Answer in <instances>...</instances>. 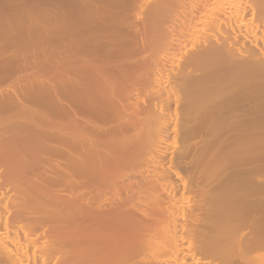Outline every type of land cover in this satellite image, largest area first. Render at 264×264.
Returning <instances> with one entry per match:
<instances>
[{"label": "bare ground", "instance_id": "1", "mask_svg": "<svg viewBox=\"0 0 264 264\" xmlns=\"http://www.w3.org/2000/svg\"><path fill=\"white\" fill-rule=\"evenodd\" d=\"M7 1L6 4V0H0V121L2 119L6 121H3L6 128L3 127L5 126L3 122H0V264H232L234 261L241 264H264V256L256 255L258 251L264 250V234L259 230L262 225L264 226V186L260 187L263 193L258 195L260 192H257V186L249 184L250 181L261 183L260 185L264 182L262 180L264 163L262 162V165H259L260 162L258 165L256 163L257 158L264 156V0H48L50 7L45 0L46 3H42V7L49 8L44 11L40 10L39 6L41 13L36 6L37 9L35 7L30 9L29 0L30 11L20 13V16L17 12L20 10H17L19 6L13 5V8L17 7L14 8L16 15L12 9L14 1ZM35 10H38V15L35 14L36 12L33 13ZM9 13L15 15L16 20L19 18L25 22V27L22 28L26 31L34 26L40 27V24L42 25L47 19L44 23L47 22V27L44 24L42 26H44L43 30L46 29L44 32L46 31L47 35H45H49L45 44H48L51 59L57 58L60 50H63L62 37L68 28L75 26L85 31V52L97 60L105 57L112 66L108 69L105 66L85 69L81 72L84 84L80 85L61 80L53 86H45L42 83L44 87L43 85L39 87L41 84L34 87L29 78H23L22 85L20 86L21 82L18 84L21 87L19 94L15 85L18 80L14 75L13 67L18 53L17 45L20 44L18 50L20 47L27 49L26 45H30L26 43L30 40L29 36L33 38L31 41L35 40L36 36L35 30L32 29L29 30V34L26 32L29 36H25V33L22 35L20 28V32L19 30L14 32V28H18L22 23L17 24L18 21L14 22V18L10 20ZM24 14L44 17L45 20L43 18L38 20L39 22L44 20L38 25L36 17L37 23L33 22L32 18L28 19L30 15ZM26 17L30 20L28 25H26ZM12 21L17 27H14ZM136 22L141 23V31L143 34L146 33L144 41L148 56L144 53L143 56L137 48L136 27L139 23ZM55 25L59 30L55 29ZM173 26L174 30H171L170 27ZM137 28L140 30L139 26ZM95 30L99 32V36L92 38L91 34L94 35ZM102 30L110 31L111 34H100ZM138 38L140 39L141 36ZM61 45L63 47H60ZM142 48L144 49V42ZM134 50L135 57L139 55L142 57L139 56L133 60L134 62L128 61L130 65L124 66L116 61L119 56L122 57L119 61H124L134 54ZM113 76H117L119 83L118 77H124L126 80L129 78V82L126 83L128 86L117 87L118 83L113 84L111 81ZM141 93L145 96L144 98L141 96L140 101L143 100L141 104L130 101V98ZM64 101L70 109L62 106ZM33 105L38 110L29 107ZM71 109L74 116L83 113L85 115L82 119L85 121L83 124L89 127L85 132L82 130L86 136L72 135L81 138L80 140L71 138L74 143L65 140L72 136L68 138L67 135L60 134L63 128L62 120L70 117L68 110ZM16 114L26 120L23 126L24 120L19 118L21 123ZM15 116L20 126L16 121L15 125L9 122L14 121ZM39 117L41 122L43 118L46 121L42 123H47L48 126L41 124L45 129L43 126L35 129L34 123L38 124L36 119L40 123ZM6 118L10 120L7 121ZM27 118L31 120L36 118V121L32 120L34 122L32 124ZM46 119L49 122L50 119L59 121L53 126ZM96 119H99V122L109 119L108 124L111 121L114 126L112 125L113 128L108 126L111 129L102 131L106 126H102L104 129L100 130L98 127L101 126L94 123ZM29 121L34 128L28 126ZM46 128L48 131L43 133L41 130H47ZM133 129H140L139 136L143 140H138L140 141L137 143L138 146L130 145L134 150L131 148L128 150L127 148L130 147L128 145L127 150L122 156L119 155L118 160L132 158L136 153H142V156L146 157L144 163H147L146 166L148 163L149 165L144 166L149 167V171L146 173L143 169L144 173L136 171L140 173L137 175L139 181L136 184L144 183L154 187L158 183L161 186L160 191L163 195L158 191L159 186L154 187L157 190L156 193L153 192L156 195L158 191V196L161 195L162 205L158 203L160 206L156 208L157 210L154 211L156 203L152 202L155 203L154 206L150 203L152 208L154 207V212L145 213L149 208L147 210L145 208L144 211L137 207L142 201H138L137 205L134 202L132 205L134 198L130 202L126 198V202L128 200L131 204L125 201L122 204L120 199L121 204H112V206L107 204L108 207L99 200V205L100 207L103 205V208H99V205L91 208L92 206L84 204L87 201L83 203L74 193L72 194L74 198L70 197V193H67L69 197L65 194L63 198V192L48 191L47 180L51 176L55 178L56 175L53 176L54 174L51 173L57 167L51 163L56 165L59 163L62 167L61 163L69 160L72 165L79 166L81 163H76L81 157L94 155L92 158H97L99 154L95 157L96 152H103L105 149L100 148L102 150L97 151L99 146L111 144L109 136L120 134L118 137H122L125 131L132 130L131 134L136 131ZM51 130L54 132L57 130L55 132L57 137L60 134L62 137L66 136L65 139L54 138L55 136L52 135L54 132ZM45 133L52 137H48ZM86 137L88 140L84 139ZM103 137H108V144H103L107 142L105 139L101 141ZM170 137L172 141L175 140L172 150L173 146H170L172 144H168ZM82 139L86 140L87 144H84ZM78 141H81V144H78ZM99 141L103 143L100 145ZM108 147L111 149L112 146ZM120 148H112L111 152L114 153L112 155L121 154ZM226 151L232 156L225 153ZM125 152L129 157L126 158ZM105 153L107 152L103 154ZM238 153L257 157L251 162L255 161V166L251 164V169L248 167L249 169L246 168L248 171H244L246 169L242 165L248 166L250 161L247 159L248 161L245 162L244 155L242 159L232 162L237 158ZM114 157L117 159L116 156ZM99 158L102 159V156ZM104 159L107 161V157ZM115 159L113 161L116 163L120 162ZM73 160H77L76 163H73ZM86 160L93 163L89 164L90 167L95 163V167L98 165L99 168L101 163L99 160L98 164L97 159V162L95 159H93L95 162L92 161L91 158ZM240 160L244 164L237 165L236 162L241 163ZM109 161L107 163H110ZM84 162L83 168H86L87 161ZM139 163L141 165L142 160ZM67 165L65 166L70 167L71 164ZM74 166L69 168L73 174L78 170ZM67 167H63L64 172L61 168L59 173L65 175ZM238 167L244 170L241 169L243 170L241 172ZM47 168L49 171L53 169L49 179L45 175ZM98 168L95 170L93 168V171H98ZM80 169L78 172L83 173ZM108 169L99 168V173L102 172L100 174L104 175ZM240 173H244L250 180L249 185L242 182L243 186L247 185L250 190L253 188V191L255 188L253 193L256 195L249 193L248 195L252 196L242 199V196L236 193L242 186L238 187L235 183V186H231H234L233 188L230 187V179L233 180ZM197 174L198 180L195 177ZM69 176L68 174L67 177ZM124 177L125 175L122 177L123 181L126 179ZM67 179H71V176ZM61 180L62 184L65 179ZM84 182L91 183L87 180ZM84 182L81 184L83 185ZM67 185L64 187L68 188ZM82 185L81 187L85 186ZM93 187L95 188L94 185ZM151 187L148 188L151 190ZM154 188L149 192L152 193ZM69 189L72 190L71 187ZM118 190H121L120 194L125 192L123 188ZM133 190L135 191L134 188ZM113 191L103 195L107 197L110 192L115 193ZM98 193L93 194L99 197L100 193ZM117 193H115L116 197L120 195ZM125 194L127 195V192ZM139 194L135 193L136 196ZM95 195L91 196L95 197ZM128 195L131 199L134 197L132 194L130 196V192ZM158 196L156 195L155 198ZM102 197L100 195V198ZM112 199L110 198V201H113L110 203L116 202ZM51 213L52 216H55L54 213L58 214V218L54 217L56 221L54 218L51 219ZM61 214H65V217ZM67 218L69 221L66 222ZM168 220L169 223L165 222L169 224L168 226L163 224V221ZM160 224L165 237L156 240L159 235L156 238L155 236L159 233L155 234V230L158 232L157 226ZM253 228L255 233L258 231L257 240L250 239L249 235L252 233L250 230ZM242 239L245 240L244 245H238ZM250 240L254 243L251 242L249 246L250 252L255 253L253 257L250 255L253 260L248 259L244 253V247ZM224 243L226 246L227 243H231L233 249L223 250ZM70 244H73L74 248ZM63 245L65 246L62 252ZM67 245L70 246V250H66ZM143 246L154 253L155 250H160L161 255L158 251L155 256L145 254L148 249L145 247L146 251L141 252ZM56 251L57 253H54ZM52 254L55 257L59 255V259L57 258L54 263L49 261L50 257L51 260L56 259Z\"/></svg>", "mask_w": 264, "mask_h": 264}, {"label": "rangeland", "instance_id": "2", "mask_svg": "<svg viewBox=\"0 0 264 264\" xmlns=\"http://www.w3.org/2000/svg\"><path fill=\"white\" fill-rule=\"evenodd\" d=\"M2 1V0H1ZM5 1V0H4ZM12 1H14V2H12L13 4H12V9H14V8H17L18 6L20 7H18L17 8V10H19V11H17V12H19V14H18V16H20V13L22 14V13H27L28 11H30V9L31 8H33V7H37L38 8V10H39V6H40V10H42L43 9V4L42 3H46V2H48L47 3V5L49 4V1L48 0H46V2H44L45 0H30V2H29V0H12ZM25 1V2H24ZM27 1V2H26ZM33 3H32V2ZM41 1V2H40ZM10 2V1H9ZM30 3V5H29V3ZM8 3V1L6 0V4ZM58 2H56V4H57ZM10 4V3H9ZM24 4H25V6H24ZM27 4V5H26ZM31 4H33L34 6H32ZM38 6H37V5ZM56 4H55V6H56ZM2 5H3V2H2ZM11 5V4H10ZM13 5L14 6H17V7H14L13 8ZM23 5V6H22ZM30 6V9H29V6ZM47 5H45V6H47ZM32 6V7H31ZM49 6V5H48ZM58 6V5H57ZM7 7V6H6ZM21 7H23V8H21ZM26 7H27V9H26ZM35 7V8H36ZM50 7V6H49ZM48 7V8H49ZM4 8H5V6H4ZM8 9L10 8V6H8L7 7ZM36 8V9H37ZM47 8V7H46ZM45 7H44V11H46L45 9H46ZM47 8V9H48ZM25 9V10H24ZM29 9V10H28ZM16 9H14V14H16L17 15V12L15 11ZM24 10V11H23ZM32 10V9H31ZM38 10H35L33 13H35L36 15H38L37 13V11ZM39 10V11H40ZM50 10V9H49ZM11 12V11H10ZM16 12V13H15ZM32 12V11H31ZM13 13V12H12ZM33 13L31 14V15H33ZM39 13H41V11L39 12ZM46 13H48V12H46ZM46 13H44V14H46ZM50 13V12H49ZM43 14V13H42ZM42 14H41V16H42ZM25 15V14H24ZM28 15H30V14H26L25 16H28ZM30 15V16H31ZM15 16V15H14ZM11 13H9V18H10V20H12L11 18H16V17H14ZM24 16V17H25ZM29 16V18L28 17H26V20H27V23H26V25H28L29 24V22L28 21H30V20H28V19H30V18H32V19H34V20H32L33 22L35 21V23H37L36 22V20L38 21H40L41 20V18H43L44 19V17H39V16H35L34 15V17L33 16H31L30 17ZM44 16H46V15H44ZM49 16V15H48ZM35 17H36V20H35ZM38 17V18H37ZM21 18L22 19H24L22 16H21ZM28 18V19H27ZM46 18H48L47 16H46ZM19 20H21V19H15V21L14 22H16V21H18V22H16L17 24H19V22L20 23H22V24H20V25H18V28H14V32H16V31H18L19 30V28H20V30L22 29V35H23V33H25L26 34V32L29 34L30 33V31H34V35L36 36L35 37V40H33V41H31V38H32V36H29V35H25V36H29L30 37V40H29V42L28 41H26V43H28V44H30V45H26V47H27V49L25 48V49H21V47H20V49L18 50V47H19V45H17L18 47H17V49H16V52L18 51V53H17V57H16V63H15V65L13 66L14 67V75H16L15 77H17L16 78V80H18L16 83L17 84H15L16 85V87H17V92H18V90H19V94H20V89H21V85H22V79L23 78H29V81H30V83L32 82V84L34 85V87L36 86V87H38L37 85H39V84H41V85H39V87H41L43 84L45 85V86H53V85H55V84H57L59 81L61 82V80H63V81H67V82H69V83H72V84H74V85H80V84H84V77H83V75H81V72H83L85 69H92V68H101V66H105L106 67V69H108V67L109 66H112V65H110V64H108V61H107V59L105 58V57H100V58H98V60H101V62H99L96 58H94V56H92L91 54H88V53H86L85 52V49H84V45H85V40H84V37H85V31H83L82 30V28L81 27H72V28H68V30L66 31V33L64 34V36L62 37V42H64L63 44H64V48H63V50H60V54L58 55V57L57 58H55V59H51V57H50V49L48 48V44L46 45L45 44V42H47V38L46 37H49V35L48 36H46L47 34H46V31L44 32V30H46V29H44L43 30V27L44 26H42L44 23H45V21L47 20H42V21H44V23L41 21V22H39L38 21V25H39V23H43L42 25L40 24V27L38 26V27H33V28H31V29H27V31L25 30V28H22L23 26H24V24H25V22H22L23 20H21V21H19ZM140 20V19H139ZM149 20V19H148ZM25 21V20H24ZM150 21V20H149ZM13 22V21H12ZM14 22H13V25H14ZM15 23V24H16ZM137 23V22H136ZM139 23V25H137V27L139 26V28H140V30H138V28L136 27V31L138 32V35L136 34V38H137V40L139 39L138 37H140L141 36V38L138 40V41H140L139 43L137 42V40H135L136 41V43H137V45H138V47L137 48H139V52L140 53H142V55H143V53H144V55L145 56H148L149 54H147V50L145 51V41H144V38H145V34L146 33H142V31H141V27L142 26H140L141 25V23L140 22H138ZM137 23V24H138ZM150 23H152L151 21H150ZM32 24V23H31ZM30 24V25H31ZM34 24V23H33ZM32 24V25H33ZM46 24H47V22H46ZM46 24H44V25H46ZM22 25V26H21ZM36 25V24H35ZM14 27H17V25H14ZM25 27V26H24ZM46 27H47V25H46ZM58 28V30H59V27H56V25H55V29H57ZM16 29V30H15ZM24 29V30H23ZM170 29L172 30H174V26L173 27H170ZM169 29V30H170ZM20 30H19V32H20ZM30 30V31H29ZM144 30V29H143ZM38 31V32H37ZM57 31V30H56ZM139 31H141V32H139ZM32 33V32H31ZM90 33V32H89ZM111 34L110 33V31H107V30H102V32L100 33V34ZM14 34H16V33H14ZM17 34H18V32H17ZM16 34V35H17ZM39 36H38V35ZM46 34V35H45ZM59 34V31L57 32V35ZM19 35V34H18ZM17 35V37H19ZM30 35H32V34H30ZM33 35V36H34ZM45 35V36H44ZM57 35H56V33H55V37L57 38ZM99 36V32L98 31H96L95 30V33H94V35L93 34H91V37L93 38H96V37H98ZM21 37V36H20ZM25 38V37H24ZM131 38V37H130ZM17 39V38H16ZM20 39H22V37L20 38ZM27 39V38H26ZM25 39V40H26ZM33 39V38H32ZM44 39H46V40H44ZM132 39V38H131ZM19 40V39H18ZM22 41H23V39H22ZM18 42V41H17ZM24 42V41H23ZM142 42H144V49L142 48ZM16 43V42H15ZM20 43H22L21 41H20ZM18 44V43H17ZM24 44V43H23ZM62 44V45H63ZM16 45V44H15ZM60 46V47H63V46ZM139 45H140V47H139ZM132 48V47H131ZM136 49V48H135ZM132 50V49H131ZM135 51V50H134ZM133 51V55L132 56H129V57H131V58H125L124 59V61H119V60H121L122 59V57L121 56H119L117 59H116V61H118V62H121V64H123L124 66H128V65H130L131 63H129V62H134L133 60H136L137 58H139V56L140 57H142V55H139L140 53H138V55L139 56H136L135 57V54H136V51L134 52ZM143 51V52H142ZM138 52V51H137ZM146 52V53H145ZM149 53V52H148ZM65 54V55H64ZM64 55V56H63ZM143 55V56H144ZM63 56V57H62ZM132 59V60H131ZM131 60V61H130ZM129 61V62H128ZM117 62V64L118 65H121V64H119ZM4 68H6V67H4ZM4 71V70H3ZM2 76H3V74H2ZM114 77V76H113ZM117 77V76H116ZM116 77H114V78H112V82H113V84H114V82H117L118 83V85H116L117 87H126V86H128V84H126V83H128L129 82V78L126 80V79H124V77H118L119 79H120V83H119V80L118 79H116ZM113 79L115 80V81H113ZM118 80V81H117ZM22 81V82H21ZM43 81V82H42ZM19 82H21V84L19 83ZM125 82V83H124ZM43 83V84H42ZM18 84H20V86L18 85ZM24 84V83H23ZM44 85H43V87H44ZM121 85H123V86H121ZM129 86H130V84H129ZM143 94V95H142ZM140 96V97H139ZM144 98L145 96H144V93H141L140 95L138 94V96H133L132 97V99L130 98V101H133L134 103H140L141 104V101H143V100H141L140 101V99H142V97ZM134 98V99H133ZM136 99H137V102H135L136 101ZM130 101H128L129 103H130ZM132 102V103H133ZM131 103V104H132ZM133 103V104H134ZM139 104V105H140ZM62 106L63 107H66L67 109H70V106L66 103V101H64L63 103H62ZM30 108H32V110H38V108L36 107V106H34L33 105V107L32 106H29ZM68 113L70 114V117H68V118H65L64 120H62V127L64 128H60L59 130L61 131V133L60 134H62V135H67L68 136V138L70 137V136H72V135H76V134H79L80 135V137L82 136V135H84V136H86L85 134L86 133H83V131L85 132V131H87L88 129H89V127L88 126H86L85 124H83V123H85V121L84 120H82V119H84V114L83 113H81V114H79V115H77V116H74L73 115V113H72V109H71V111L70 110H68ZM17 115V114H16ZM23 114H21V116H22ZM73 115V116H72ZM18 116V115H17ZM20 116V115H19ZM17 117L18 119L19 118H21V117ZM26 117H28V115L26 116ZM25 117V118H26ZM36 117V116H35ZM24 118V117H23ZM23 118H21V120H24ZM29 118H31V117H29ZM29 118H27V121L28 120H30V121H32V120H34V121H36L37 120V122L36 123H38V124H35L33 121H32V124L34 123V125H35V129H38V127H42L43 125H47V123H45V124H43L44 122H46L45 120H44V118L42 119V122H41V117H39L40 118V123H39V120L38 119H36V118H38V116L36 117V118H34V119H29ZM32 118H33V115H32ZM36 119V120H35ZM6 120L7 121H9L10 119H7L6 118ZM13 120V119H12ZM20 120V119H19ZM19 120H17L16 121V116H15V119H14V121H9V122H11V123H15V121H16V123L17 124H19L18 123V121ZM20 120V121H21ZM47 121H48V119H46ZM82 120V121H81ZM98 120V121H97ZM107 120V121H106ZM2 122L3 121H5V119H2L1 120ZM0 121V122H1ZM28 122V123H30V124H28V126L30 125V127H32V125H31V122ZM57 121H59V120H52V119H50V122L48 121V123L50 124V125H53L54 126V124H58V123H55V122H57ZM84 121V122H83ZM106 121V122H105ZM6 122V121H5ZM108 122H109V119H105V120H102V122H101V120H100V122H99V119H96L95 120V124L98 126H101V127H98V128H100V130L103 128L102 126H106V128L104 129V130H102V131H105L106 129L107 130H109V129H111V128H109L108 126H110V127H112L113 128V124L111 123V121H110V123L108 124ZM21 123H22V121H21ZM26 123V120H24V123H22V126L24 125ZM98 123V124H97ZM104 123H107V124H105L104 125ZM3 124H4V122H3ZM39 124H40V126H39ZM41 124H43V125H41ZM0 125H1V123H0ZM5 125V124H4ZM12 125V124H11ZM15 125V124H14ZM21 124H19L18 126H20ZM33 125V126H34ZM36 125H38L37 126V128H36ZM113 125V126H112ZM17 126V125H16ZM17 126V127H18ZM27 126V125H26ZM48 126V125H47ZM4 128H6V125L5 126H3ZM7 127H8V123H7ZM9 127H10V124H9ZM32 128H34V127H32ZM43 128L45 129V127L43 126ZM51 127H48V129H50ZM109 128V129H108ZM47 129V128H46ZM48 129L47 130H41V131H43V133H44V131H48ZM54 130V129H53ZM53 130H51L52 132H54ZM83 130V131H82ZM136 130V129H135ZM134 129H133V131H135ZM140 130V129H139ZM139 130H136L135 132H133L132 134L130 133L132 130H130V132L128 131H125V132H123V134L125 135H123L122 137H123V139H122V137H118V135H120V134H118L117 136H114V137H112V136H109V139H111L110 141H111V144H108V137H103V139H101V141L102 140H104L105 139V141L107 140V142H105V143H103V142H101V141H99V143H100V145H101V143H103V144H108V145H106V146H104L103 147V145H101V147L99 146V148L97 149V151L99 150H102L103 148H105V149H103V152L102 151H100V152H96V150H95V152H96V154H95V157H97L98 156V154H99V156H102V159H100L99 158V156L97 157V158H92L94 155H91V156H89V157H83L84 159L86 158H91V160L92 161H94L93 159H95V161H96V159H97V161H98V164L100 163L99 162V160L101 161V163H100V166H99V168H100V170L101 169H103V168H109L105 173L106 174H104V172H103V174L104 175H102V174H100V173H102V172H100L99 173V168H98V165H97V167H95L96 165H95V163H94V165H92V167H90L89 166V164H91L92 162L90 161V163L88 162V160H83V158L81 159V158H79V159H81V161H83V162H81L79 159H77V160H73L74 162L73 163H76V161H77V163L76 164H78V163H81L79 166L78 165H76V166H74L75 164H73L72 165V162L71 161H69V160H67V161H69V163L65 160V163L67 162V164H71L70 165V167H67L68 165L67 164H65V163H61V165H63L62 167L59 165V163H57V165L56 164H53V163H51L52 165H54V167H56V169H54V173L52 172L51 173V175H53V176H55V178L54 177H52L51 175H50V172L53 170L52 168V170L50 169V171H49V168L51 167H49V168H47V170H46V173H45V175L46 176H48V179H49V177H50V179H51V183H50V179L49 180H47V188H48V191H51V190H53V192H51V193H54L55 191L57 192H59V193H62V194H64V195H62L63 196V198H64V196H66L67 195V197H69V193H70V197L72 196L73 198L75 197L74 195H76V197H79L78 199L80 200V201H82L83 203H84V201H87V202H85L84 204H88L87 206H92L91 208H93V206L94 205H96V206H98L99 205V203H100V201L102 200V204L103 205H106V207H108L107 206V204L108 205H110V206H112V204L113 205H115V204H123V201H125L126 202V198L127 199H129V202L130 201H133V198H134V201H133V204L132 205H134V202H136L135 204L137 205V202L138 201H142V202H140L141 204L140 205H137V207H139V208H141L142 210H144V211H146L148 208V210L145 212V213H148V214H150V212H154L155 210H157L159 207L158 206H160V205H162V202L160 201L161 200V195L160 196H158V191H159V193L161 192V194L163 195V193H162V191H160L162 188H161V186L160 185H158V183H156L157 185L155 186L154 185V187L156 188V187H158L159 188V190L157 191V196L158 197H156L155 198V196L156 195H154V193L153 192H155L156 193V190L157 189H155L154 187H153V185H150V186H152L151 188L153 189L154 188V190L152 191V193H150L151 192V190L149 189L150 188V186L149 185H145L144 183H142V182H140V183H142V184H136V182L137 181H139L138 179H137V175H138V173L139 172H137L136 173V171H141V172H143V170H145V173H146V171H149L148 169H149V167L148 168H146L148 165H149V163H148V165L146 166V164L147 163H144V162H146V160L144 161V158H146L145 156L143 157L142 155V153L141 154H137L136 153V156L138 157H136L134 154V156H135V158H134V156L132 155V158H130L129 157V155H127V153L125 154L126 155V158L127 157H129L128 159H126V160H118V157H120V156H122V153L124 154V151H126L127 149L129 150L130 148H131V146H134L135 144H137V143H139L140 141H142L143 139L142 138H140V132H138ZM40 131V130H39ZM50 131V132H51ZM55 132H57V130H55ZM52 133V135H53V137L54 138H56L58 135L56 134V133ZM49 133V132H48ZM59 133V132H58ZM130 133V134H129ZM138 133V135H135V134H137ZM46 135H47V133H45ZM59 134V137H57L56 139H59V138H62V139H65V137H62L61 135ZM50 134H48L47 136L48 137H52V136H49ZM127 135V136H126ZM139 136V137H138ZM75 136H72V137H70L69 139H65V140H67V141H70L71 140V138H73V140H75V138L77 139V140H80L79 138H77V137H75ZM90 137H92V136H90ZM132 138V137H134L133 139H131L130 140V138ZM138 137V138H137ZM136 138H137V141H136ZM84 139H87V137L86 138H84ZM84 139H82V140H84ZM117 139H119V140H117ZM124 139L126 140V141H124ZM141 139V140H140ZM73 140H71L70 142H72ZM88 140V139H87ZM93 140H95V139H93ZM96 140H99V139H96ZM115 140V141H114ZM120 140H123V141H120ZM138 140H140L139 142H138ZM116 141H117V143H116ZM170 141V142H169ZM175 140L173 139V141H172V139H171V137H170V140H168V144H172V145H170V146H173L172 148H171V150L174 148V142ZM80 142V143H79ZM85 142H87L86 140H84V144H87V143H85ZM98 142V141H97ZM112 142H114V143H112ZM122 142V143H121ZM128 142V143H127ZM73 143H74V141H73ZM75 143H77V141L75 142ZM88 143H89V141H88ZM119 143V144H118ZM120 143H121V145H120ZM126 143V144H125ZM78 144H81V141H78ZM84 144H82V145H84ZM110 145V147H111V149L112 148H116L117 149V147L118 148H120L119 149V151H122L121 152V154H118V150H116V149H114V150H116V151H118V152H116L118 155H112V154H114V153H112L111 152V149H109V146ZM115 145V147H113ZM117 145H119V146H117ZM128 145L130 146V147H128ZM125 146V147H124ZM137 146H138V144H137ZM136 146V147H137ZM140 146V145H139ZM128 147V148H127ZM169 147V146H168ZM100 148H102V149H100ZM125 148V149H124ZM127 148V149H126ZM135 148V147H134ZM169 148V149H170ZM96 149V148H95ZM131 149H133V148H131ZM136 149H138V147L136 148ZM228 149H229V147H228ZM107 150V151H106ZM113 150V149H112ZM134 150V149H133ZM139 150L140 151H142L143 153H144V151L141 149V147H139ZM108 151H109V154H108ZM104 152H107V153H105V155L103 154ZM115 152V151H114ZM131 152V151H130ZM133 152H135V151H133ZM139 152V151H138ZM229 151H226L225 153H227L228 155H231L232 156V154L229 152ZM100 153H101V155H100ZM129 153V152H128ZM132 153V152H131ZM108 154V156H109V158L111 159L110 161H109V158H108V156H106ZM130 154V153H129ZM103 155L105 156V157H103ZM120 155V156H119ZM141 155V156H140ZM242 155H244L243 153H238V156H237V158H235V160L234 161H232V162H235V161H238V159H240L241 157H243ZM114 156H116L117 157V159H115V157ZM245 156V159L243 158V160L245 161V160H247V159H250V161H248V166L246 167L245 165H242V164H244V162L242 163V160H240L241 161V163H237L236 162V164L238 165V164H240V165H242L243 167H245V169L246 168H248V167H250V169H251V164H254V166H255V161H254V163H251V162H253L252 161V159H256L253 155H252V157H248V155H244ZM256 156V155H255ZM107 157V161L104 159V158H106ZM115 160H118V161H120V162H115V161H113L114 159ZM139 157H141L140 159L142 160V163H141V165H140V163L139 162H141V160L139 159ZM254 157V158H253ZM260 157V156H259ZM98 158H99V160H98ZM133 159V160H132ZM135 159H137V160H135ZM232 159V158H231ZM230 159V160H231ZM242 159V158H241ZM264 156H261L259 159L257 158L256 159V163H257V165H258V163H259V165H262L263 163H264ZM130 160H132V161H130ZM135 160V161H134ZM140 160V161H139ZM229 160V161H230ZM84 161H87L86 162V164L88 165L87 167H89V168H83V166L85 167V162ZM94 161V162H95ZM96 161V162H97ZM106 161V162H105ZM112 162L111 164L110 163H107V162ZM127 161V162H126ZM129 161H130V163H129ZM227 161V160H226ZM62 162H64V160L62 161ZM107 164V166H105V163ZM115 162V163H114ZM223 162V161H222ZM231 162V163H232ZM246 162V161H245ZM263 162V163H262ZM103 163V167L101 166V164ZM127 164L126 166L125 165H123V164ZM138 163V164H137ZM249 163H250V165H249ZM67 165V166H65V165ZM93 164V163H92ZM110 164V167L108 166ZM115 164V165H114ZM232 164H235V163H232ZM236 164H235V166H236ZM118 165V166H117ZM129 165H130V167L131 168H133L134 169V171H132V169L129 167ZM132 165H135V166H132ZM138 165V166H137ZM146 167H145V166ZM223 165V164H222ZM264 165V164H263ZM71 166H74L75 168H78V170L80 169V168H82V170L81 171H83V173L82 172H78V170H77V172L76 171H74L75 173L73 174V172L71 173V169H69V168H72ZM78 166V167H77ZM112 166V167H111ZM121 166V167H120ZM142 166H144V167H142ZM232 166H234V165H232ZM241 166V167H242ZM63 167L65 168V167H67L66 169V171H68L67 173H66V171H65V175H62L61 173H59L62 169H63ZM73 167V168H74ZM116 167V168H115ZM118 167V168H117ZM125 167V168H124ZM136 167V168H135ZM139 167V168H138ZM253 167V166H252ZM62 168V169H61ZM91 168V169H90ZM93 168H94V170L96 169V168H98L97 170L98 171H93ZM114 168V169H113ZM147 170H146V169ZM238 168H240V167H238ZM59 169V170H58ZM61 169V170H60ZM112 169H113V171H112ZM119 169H121L120 171H122L121 173H120V171H119ZM136 169V170H135ZM141 169V170H140ZM143 169V170H142ZM241 169H243L244 170V168H240V169H238V170H240L241 171ZM249 169V168H248ZM248 169H246V170H244V171H248ZM73 170H76V169H73ZM242 170V171H243ZM113 172V173H111V172ZM131 171V172H130ZM241 171V172H242ZM62 172H64V169H63V171ZM91 172V173H90ZM95 172V173H94ZM98 172V173H97ZM109 172H110V174H109ZM115 172H116V174H115ZM118 172V173H117ZM126 172V173H125ZM134 172H135V174H134ZM56 173V174H55ZM59 173V174H58ZM77 173H78V175H77ZM120 173V174H119ZM127 173H128V175H127ZM144 173V172H143ZM142 173V174H143ZM67 174V175H66ZM68 174L71 176V179L73 180L74 179V181H72L71 179H67V178H70V176L69 177H67L68 176ZM85 174V175H84ZM108 174V175H107ZM114 176H113V175ZM140 174V173H139ZM74 175H76V176H74ZM87 175H89V176H87ZM93 175V176H92ZM121 175V176H120ZM125 175V177H126V179H125V177H124V181H123V176ZM136 177H135V176ZM45 176V177H46ZM59 176H61V177H59ZM72 176H73V178H72ZM78 176V177H77ZM97 176V177H96ZM102 176V177H101ZM111 176V177H110ZM131 178H130V177ZM197 176H199L198 174L195 176L196 178H197V180L199 179V177H197ZM64 177V178H63ZM74 177H76V178H74ZM94 177V178H93ZM106 177H109V178H106ZM60 178V179H59ZM85 178V179H84ZM91 178V179H90ZM92 178H93V180H92ZM96 178H98V179H96ZM102 178V179H101ZM103 178H105V179H103ZM117 178H118V180H120L121 178V180L120 181H118L117 180ZM45 179H47V178H45ZM54 179V180H53ZM61 179H65V180H70V181H63L62 182V184L60 183L62 180ZM76 179V180H75ZM95 179V180H94ZM101 179V180H100ZM108 179V180H107ZM116 179V180H115ZM128 179V180H127ZM131 181H130V180ZM132 179H133V181H132ZM233 179V178H232ZM249 178L244 174V173H240L238 176H236L233 180L235 181H237V182H232L233 180H231L230 179V182L232 183H230V187L232 186V185H234L235 183V185H237L238 187H241V188H238V191L236 192V193H238L239 195H241L242 197V199L243 198H249L250 197V195H248L249 193H252L253 195H256V193L254 194L253 192H255V188H254V191H253V188H252V190H250L249 188H248V186L247 185H255V186H257L256 187V189H258L257 190V192H260L258 195H260L261 194V192L263 193V191H262V189L261 188H263L262 186H264V182H263V185H260L261 183H258V182H251L250 180H248ZM53 180V181H52ZM89 181V182H91V183H89L88 184V182H84V181ZM263 181H264V179H262ZM96 181H98L99 183H97ZM117 181H118V183H117ZM130 183H129V182ZM135 181V182H134ZM248 181H250L249 182V184H248ZM73 182H76V184H73ZM82 182H84V184L82 185L81 183ZM95 184H94V183ZM120 182V183H119ZM125 182H127V183H125ZM201 182V181H200ZM242 182H244L245 184H247L246 185V187H245V185L243 186V184L244 183H242ZM63 183H64V185H63ZM78 183H80V184H78ZM88 185H87V184ZM123 183V184H122ZM242 183V184H241ZM68 184V185H67ZM86 184V185H85ZM129 185V187H128V185ZM133 185L132 187H131V185ZM55 185H57V186H55ZM61 185V186H60ZM69 186L68 188L66 187H64V186ZM71 185V186H70ZM80 186V189H79V186ZM81 185L82 186H86V188H85V186L84 187H81ZM90 185V186H89ZM93 185L95 186V188L93 187ZM101 185V186H100ZM118 188V189H122L123 188V191L125 190V192H127V195L125 194V192H123V193H121L120 194V191L121 190H118L115 186ZM123 185V186H122ZM144 185V186H143ZM234 185V186H235ZM53 186H55V187H53ZM106 187L105 189H107V191H105V189L104 188H100V187ZM120 186H122V187H120ZM124 186H127V188L126 187H124ZM138 186H140L139 188H138ZM144 188H143V187ZM145 186L147 187V189L145 190ZM233 186V187H234ZM54 189H53V188ZM59 187H64V188H60L59 189ZM71 187V189L72 190H70L69 188ZM120 187V188H119ZM131 187V188H130ZM149 187V188H148ZM233 187H231V188H233ZM250 187V186H249ZM252 187V186H251ZM261 187V188H260ZM83 188H85L84 190H83ZM95 189V191H94V189ZM111 188H113V190L111 189ZM115 188V189H114ZM130 188V189H129ZM133 188L135 189V191L133 190ZM66 190L67 192H64V190ZM104 190L103 192L102 191H100V190ZM111 189V190H110ZM117 189V190H116ZM237 189V188H236ZM264 189V188H263ZM55 190V191H54ZM61 192H60V191ZM70 190V191H69ZM115 190H116V192H115ZM127 190V191H126ZM130 190H132V191H134L133 193H132V191H130ZM145 190V191H144ZM234 190V189H233ZM242 190V191H241ZM260 190V191H259ZM69 191V192H68ZM80 191V192H79ZM97 191H99V193H100V195H101V197L103 198H100V195H99V197H96V195L95 194H93V193H98ZM108 191H113V192H115V193H117V191H118V193L120 194H118L119 196L118 197H116V195H115V193H112V192H110V194L108 195L107 194V197L105 196V195H103V194H106V192L107 193H109ZM138 191V192H137ZM150 191V192H149ZM244 191L247 193H244ZM55 192V193H56ZM83 194H82V193ZM105 192V193H104ZM130 192V196H131V194H132V196L134 195V197H132V199H131V197H128L129 195H128V193ZM148 192V193H147ZM241 192V193H240ZM68 193V194H67ZM74 193V195H72ZM78 193V194H77ZM81 193V194H80ZM98 193V194H99ZM135 193H137V194H139V195H135ZM142 193V194H141ZM66 194V195H65ZM113 194V195H112ZM125 194V195H124ZM153 194V195H152ZM57 195V194H56ZM60 195V196H61ZM78 195V196H77ZM80 195V196H79ZM91 195H95V197L94 196H91ZM110 195H112L111 197H110ZM150 195L152 196V197H150ZM244 195V196H243ZM98 196V195H97ZM106 198H105V197ZM123 196V197H122ZM247 196V197H246ZM252 196V195H251ZM66 197V198H67ZM91 197V199H89ZM112 197H113V199H112ZM118 199L119 197V199H118V201H117V199ZM144 199H143V198ZM163 197V196H162ZM238 197H240V196H238ZM97 198H99L98 200H97ZM104 198H105V200H104ZM110 198L112 199V200H116V202H114V203H110V202H113V201H110ZM141 198V199H140ZM152 198V199H151ZM159 199V200H155V199ZM108 199V200H107ZM120 199H122V200H120ZM131 199V200H130ZM136 199H138V200H136ZM93 200V201H92ZM95 200V201H94ZM98 202H97V201ZM100 200V201H99ZM119 200H120V202H119ZM103 201H104V203H103ZM107 201V202H106ZM94 202V203H93ZM117 202H119V203H117ZM146 202V203H145ZM152 202H155L156 203V206H155V209H154V207L152 208V206H154V204L152 203ZM92 203H93V205H92ZM97 203V204H96ZM110 203V204H109ZM126 203H128V200H127V202ZM126 203H124V204H126ZM144 203V204H143ZM150 203L151 204H153L152 206L150 205ZM158 203L160 204V205H158ZM128 204H131V203H128ZM139 204V203H138ZM149 204V205H148ZM103 205H101V207L103 206ZM135 205V206H136ZM141 205H143V206H146V205H148L147 207H142ZM150 206V207H149ZM99 208H101L100 207V205L98 206ZM105 206H104V208H106ZM158 207V208H157ZM96 208V207H95ZM103 208V207H102ZM145 208H146V210H145ZM152 208V209H151ZM157 208V209H156ZM153 209H154V211H153ZM55 214V216H56V218H58L57 217V215L58 214H56V213H54ZM62 215V217L64 216L65 217V214L63 215V214H61ZM54 215L52 216V213H51V219H53L54 217H55ZM61 216H60V218H62ZM56 218H54V221H56L55 219ZM65 219V218H64ZM68 219V218H67ZM58 220V219H57ZM71 220V219H70ZM167 220V219H166ZM62 221V220H61ZM63 221H65V220H63ZM67 221H69V219L68 220H66V222ZM53 222V221H52ZM51 222V223H52ZM165 222H168L169 223V220L168 221H163V224H165L166 226H168L169 224L168 223H165ZM50 225V224H49ZM50 227H52V226H50ZM157 227H159V228H157ZM156 228H157V230H158V232H156V230H155V234H157V233H159V234H157L156 236H155V238H156V240L157 239H161L163 236H164V232L163 231H161V229H160V227H161V224L159 225V226H157ZM264 226L262 225V227H261V229H259L260 231H261V233H263L264 234V228H263ZM164 228V226H162V229ZM49 229V228H48ZM51 229V228H50ZM255 229L253 228V229H251L250 230V232H252L249 236L251 237L250 239H252L253 240V238L255 239V240H257L256 238V236L258 235V231L255 233V231H254ZM254 231V232H253ZM253 233H255V234H253ZM257 234V235H256ZM262 235V234H261ZM165 237V236H164ZM51 238V237H50ZM52 239V238H51ZM50 239V240H51ZM162 240V239H161ZM252 240H250V242L248 243V244H246L247 246H245L244 248H245V250H244V253H245V255H246V257L248 258V259H252V257H253V255H255V253H252V252H250V248L251 247H249V246H251L250 245V243L252 242ZM245 240H241L240 241V243L238 244V245H242L243 243H245L244 242ZM158 242V241H157ZM159 243V242H158ZM229 244V245H228ZM231 243H227V246H226V243H224L223 244V246H224V249L223 250H225V251H229V249L231 248V249H233V245H230ZM251 244H254L253 242L251 243ZM71 245V244H70ZM73 245V244H72ZM71 245V246H72ZM151 245V244H150ZM150 245L148 246L147 245V247H150ZM153 246H154V244H152ZM244 245V244H243ZM64 246L65 245H63V246H61V247H63L62 249L63 250H61L62 252L64 251ZM75 246V245H74ZM152 246V249L155 247H153ZM69 247L70 246H68L67 245V248L68 249H66V250H70L69 249ZM145 247L146 246H143L142 247V251L141 252H143L144 253V251L143 250H145ZM146 247V249H148ZM227 247H229V248H227ZM66 248V247H65ZM72 248H74L73 246H72ZM71 248V249H72ZM156 248H157V246H156ZM58 249H61V248H58ZM57 249V250H58ZM158 249V248H157ZM230 249V250H231ZM65 250V251H66ZM149 250V249H148ZM146 251L145 252V254L146 253H148V255L150 254V255H154L155 256V254H156V252L158 251V250H155L156 252L154 253V251L152 252L151 250H149V251H151V253H149V251ZM61 251L59 252L60 253V255H61ZM160 251V250H159ZM159 251H158V253H159ZM161 252V251H160ZM263 252V253H262ZM54 253H57V251L56 252H54ZM53 256L52 257H54V258H56V259H53V260H51L50 258H49V261L52 263H54L55 262V260H57V258L59 257V255L57 256L56 255V257H55V255L54 254H52ZM142 255V254H141ZM159 255H161V253H159ZM250 255L252 256L251 258H250ZM256 255H258L257 257H260V256H264V250H260V251H258V253L256 254ZM61 257V256H60ZM147 257V256H146ZM151 257V256H150ZM149 257V258H150ZM153 257V256H152ZM148 258V257H147ZM59 259V258H58ZM253 260V259H252ZM232 264H241V263H236L235 261L234 262H232ZM244 264V263H243Z\"/></svg>", "mask_w": 264, "mask_h": 264}]
</instances>
